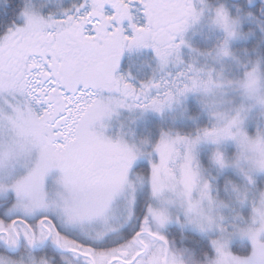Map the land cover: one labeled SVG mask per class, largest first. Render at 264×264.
Listing matches in <instances>:
<instances>
[{
    "label": "snow or ice",
    "instance_id": "obj_1",
    "mask_svg": "<svg viewBox=\"0 0 264 264\" xmlns=\"http://www.w3.org/2000/svg\"><path fill=\"white\" fill-rule=\"evenodd\" d=\"M0 264H264V0H0Z\"/></svg>",
    "mask_w": 264,
    "mask_h": 264
}]
</instances>
